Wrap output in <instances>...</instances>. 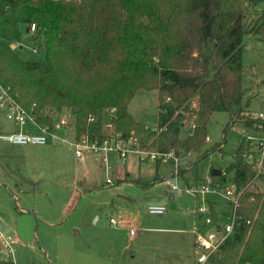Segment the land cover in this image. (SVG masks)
<instances>
[{
	"label": "trees",
	"instance_id": "16d2710c",
	"mask_svg": "<svg viewBox=\"0 0 264 264\" xmlns=\"http://www.w3.org/2000/svg\"><path fill=\"white\" fill-rule=\"evenodd\" d=\"M262 1L0 0V82L39 124L53 127L67 111L79 137L121 134L159 151L195 152L215 111H229L231 126L243 109V47L248 34L264 41ZM22 25L45 48L40 60L13 49ZM141 89L158 91L155 128L128 110ZM185 128L192 133L183 138ZM251 150L244 138L226 168L239 188L255 175ZM240 213L251 223L237 226L211 264H264V190H246Z\"/></svg>",
	"mask_w": 264,
	"mask_h": 264
},
{
	"label": "rangeland",
	"instance_id": "374dc122",
	"mask_svg": "<svg viewBox=\"0 0 264 264\" xmlns=\"http://www.w3.org/2000/svg\"><path fill=\"white\" fill-rule=\"evenodd\" d=\"M256 9L264 10V0ZM30 33L22 25V41L11 45L21 59L37 61L45 48L37 49ZM243 63L238 118L230 126L231 113L215 111L203 146L179 150L177 179L172 159L152 161L129 152L125 161L109 152L107 168L100 155L78 160L61 142L21 145L0 139V231L14 238V263L195 264L200 253L195 212L205 195L172 191L168 181L178 180L182 187L211 181L213 170L228 171L244 138L261 135L251 116L264 111V41L254 34L245 37ZM128 110L138 122L157 127L158 91L139 90ZM62 117L72 118L64 111L56 120ZM19 130L0 111V131ZM189 132L185 128L182 137ZM215 200L218 208H227L221 197ZM150 205H164L166 211L152 214ZM118 214L122 220L111 224Z\"/></svg>",
	"mask_w": 264,
	"mask_h": 264
},
{
	"label": "built area",
	"instance_id": "2783aa9c",
	"mask_svg": "<svg viewBox=\"0 0 264 264\" xmlns=\"http://www.w3.org/2000/svg\"><path fill=\"white\" fill-rule=\"evenodd\" d=\"M36 25L30 26V32L34 33ZM114 110V109H113ZM112 110V111H113ZM0 111L8 119L19 125L21 130L12 132H1L0 139L9 140L15 144H40L47 145L61 142L68 145L74 151L76 159H83L87 153L100 155L102 161L109 168L108 153L117 152L118 157L127 160L129 152L139 154L141 158L152 161L161 159H172L176 165L175 176H179L180 156L171 149L159 151L142 145L137 137L123 138L121 134L109 136L102 140H92L88 136H77L73 120L60 118L53 127L39 124L34 115L25 108L12 94L9 87L0 82ZM252 117L253 127L261 132L258 139L247 138L252 144V153L248 161L251 163L255 175L252 181L243 188H239L232 176L224 172V178L215 183L208 181L204 184L182 187L177 181H168L172 191H186L194 194L205 195L204 204L195 212L196 223L194 233L196 246L200 253L195 264H211L210 258L217 253L222 245L234 234L237 226L242 222L250 224L251 221L244 218L240 213L241 200L244 192L248 189L264 190V111H260ZM71 127L73 129H71ZM63 130V131H62ZM73 130L74 132H70ZM192 131L190 132L191 135ZM211 196V197H209ZM214 196V197H213ZM221 197L227 208H218L215 197ZM148 211L152 214H163L166 211L164 205H150ZM122 214L112 216L111 224L119 223ZM133 230H131V233ZM14 238L0 231V257L13 261L15 257ZM251 264V263H246Z\"/></svg>",
	"mask_w": 264,
	"mask_h": 264
},
{
	"label": "water",
	"instance_id": "95a60500",
	"mask_svg": "<svg viewBox=\"0 0 264 264\" xmlns=\"http://www.w3.org/2000/svg\"><path fill=\"white\" fill-rule=\"evenodd\" d=\"M221 173H222V170H221V169H215V170H213V172H212V174H213V175H216V176L221 175Z\"/></svg>",
	"mask_w": 264,
	"mask_h": 264
},
{
	"label": "crops",
	"instance_id": "0c3cea01",
	"mask_svg": "<svg viewBox=\"0 0 264 264\" xmlns=\"http://www.w3.org/2000/svg\"><path fill=\"white\" fill-rule=\"evenodd\" d=\"M209 197H211V196H209ZM111 217H112V216H111ZM111 217H110V218H111ZM122 218H123V216H122ZM121 220H122V219H121Z\"/></svg>",
	"mask_w": 264,
	"mask_h": 264
}]
</instances>
